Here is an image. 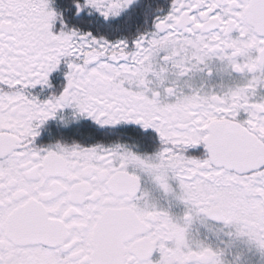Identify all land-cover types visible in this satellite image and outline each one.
Masks as SVG:
<instances>
[{
  "label": "snow or ice",
  "instance_id": "snow-or-ice-1",
  "mask_svg": "<svg viewBox=\"0 0 264 264\" xmlns=\"http://www.w3.org/2000/svg\"><path fill=\"white\" fill-rule=\"evenodd\" d=\"M0 264H264V0H0Z\"/></svg>",
  "mask_w": 264,
  "mask_h": 264
}]
</instances>
